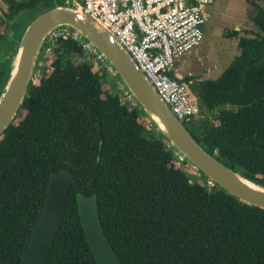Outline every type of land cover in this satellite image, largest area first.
I'll use <instances>...</instances> for the list:
<instances>
[{
    "label": "trees",
    "instance_id": "trees-1",
    "mask_svg": "<svg viewBox=\"0 0 264 264\" xmlns=\"http://www.w3.org/2000/svg\"><path fill=\"white\" fill-rule=\"evenodd\" d=\"M3 1L8 23L20 19L18 32L65 2ZM248 1L259 31L230 34L240 55L217 80L181 82L203 112L186 124L193 136L226 166L264 185V6ZM19 39L17 33L8 42L0 32L3 57L14 55ZM57 53L50 75L31 85L20 116L0 137V264H21L51 176L61 170L76 182L46 264H98L78 212L79 193L98 196L105 232L124 264H264V209L179 167L174 148L143 121L136 102L104 91L121 82L114 70L89 58L75 61L85 57L82 45L62 42ZM11 64L0 61V96Z\"/></svg>",
    "mask_w": 264,
    "mask_h": 264
},
{
    "label": "water",
    "instance_id": "water-1",
    "mask_svg": "<svg viewBox=\"0 0 264 264\" xmlns=\"http://www.w3.org/2000/svg\"><path fill=\"white\" fill-rule=\"evenodd\" d=\"M16 1L29 3L32 0ZM26 26L24 35L16 44L11 73L0 96V137L19 116L32 83H36L37 58L46 37L57 28H67L91 44L98 60L105 61L120 77L132 100L142 110V117L148 118L167 138L169 146L174 148L178 165H183L179 162V155H182L199 172V177L203 174L208 178L211 187L217 185L242 203L264 209V185L245 177L240 170L229 168L199 143L187 128V122L174 114L151 80L138 68L131 54L114 35L85 13L82 0H75L74 4L57 2L51 9L30 19ZM87 57L94 60L93 56ZM45 61L41 59V65ZM75 182V177L67 170L52 174L39 222L21 264H46L62 226ZM77 206L97 263L124 264L105 232L98 196L79 193Z\"/></svg>",
    "mask_w": 264,
    "mask_h": 264
},
{
    "label": "built area",
    "instance_id": "built-area-1",
    "mask_svg": "<svg viewBox=\"0 0 264 264\" xmlns=\"http://www.w3.org/2000/svg\"><path fill=\"white\" fill-rule=\"evenodd\" d=\"M264 6V0H252ZM69 2V0L67 1ZM215 0H82L85 13L115 36L151 80L174 114L185 122L202 116L198 100L177 75L178 61L205 38L207 8ZM81 43L97 62L91 44L67 28H57L45 39V59L59 39ZM98 63V62H97ZM43 64V63H42Z\"/></svg>",
    "mask_w": 264,
    "mask_h": 264
},
{
    "label": "rangeland",
    "instance_id": "rangeland-1",
    "mask_svg": "<svg viewBox=\"0 0 264 264\" xmlns=\"http://www.w3.org/2000/svg\"><path fill=\"white\" fill-rule=\"evenodd\" d=\"M69 3L74 4L75 0H70ZM250 9L251 7L248 0H215L214 4L209 6L206 10L208 18L205 26V38L202 44L195 48L188 56H184L178 61L179 67L177 68V75L182 76V79L186 76H192V82L211 79L217 80L230 66L233 60L240 55L238 39L230 37V34L235 30H240L241 36L244 35L243 30L250 32L259 31L248 16ZM6 10V6L1 3L0 0V14ZM2 30H4V27H2ZM6 57L9 59L10 55ZM97 62V65L103 66V68L111 71V68L105 61L99 59ZM51 72L52 67L47 60L36 70L37 79H34V81H36V84H39L40 79L50 75ZM114 74L113 72V75ZM187 86L189 87V85ZM103 89L104 91L110 92L117 90L122 93V99L124 101L132 100L127 89H125V86L121 82L116 81L112 86L105 84ZM189 89L199 103L200 101L197 94L191 87H189ZM146 120L148 119H143L145 123H148ZM180 157L181 156H179V162L182 163L183 160H181ZM179 167L183 168L194 178L199 177V172L194 166H190L189 168L188 161L186 162V166L184 164H179ZM186 168H188V170Z\"/></svg>",
    "mask_w": 264,
    "mask_h": 264
},
{
    "label": "flooded vegetation",
    "instance_id": "flooded-vegetation-1",
    "mask_svg": "<svg viewBox=\"0 0 264 264\" xmlns=\"http://www.w3.org/2000/svg\"><path fill=\"white\" fill-rule=\"evenodd\" d=\"M66 1V0H65ZM1 3H3L5 6H6V8H7V10L5 11V12H3L2 14H0L1 15V17H0V32H1V35L3 36H6V38H7V41L8 42H13V41H15V36H16V34L17 33H20V39L19 40H17V42L19 41L20 42V40H21V38H22V35H24V29L27 27H25V28H23V27H20V31L18 32L17 31V29H14L15 28V23H17L18 21H20V19H18V21H15V22H11L10 24L8 23V19H7V17H6V12L8 11V9H9V6L3 1V0H1ZM32 8H34L35 7V4L34 5H32L31 6ZM24 10V9H23ZM2 27H4V30H2ZM67 41H75V42H77L76 40H74V39H72V38H69V39H59L58 41H57V43H56V48H53L52 49V52H51V54H49V55H47V57H45L46 58V61L48 60V62H49V65L50 64H52L53 63V61L56 59V57H57V50L61 47V43L62 42H67ZM78 44H80V46L82 45L81 43H79V42H77ZM83 46V45H82ZM18 47V46H17ZM16 48V47H15ZM85 50V49H84ZM44 52H45V46H44V43L42 44V46H41V48H40V50H39V54H38V58H37V66H36V70L37 69H39V66L41 65V63H40V59L42 58V56H44ZM85 53L87 54V51L85 50ZM86 54H85V56H86ZM13 56L14 55H12V56H10V59H13ZM4 59H7V57H3V52H0V61L1 62H3L4 61ZM76 62H85V57L83 56L82 58H80V59H76L75 60ZM90 63H94V65H95V67H101V66H99V65H97V62H95V61H92V60H88ZM113 76H115V74L113 75ZM32 85H37L36 83H32ZM117 91V90H116ZM123 97V96H122ZM123 100V99H122ZM130 101H132V100H130ZM21 112H22V109H21V111H20V114H21ZM20 114H19V116H20ZM18 116V117H19ZM198 117H200V116H198ZM198 117H194L193 119H197ZM192 119V120H193ZM191 120V121H192ZM191 121H189V122H187V123H190Z\"/></svg>",
    "mask_w": 264,
    "mask_h": 264
},
{
    "label": "bare ground",
    "instance_id": "bare-ground-1",
    "mask_svg": "<svg viewBox=\"0 0 264 264\" xmlns=\"http://www.w3.org/2000/svg\"><path fill=\"white\" fill-rule=\"evenodd\" d=\"M180 158H181V160H183V161H187V159H186L185 157H183L182 155H181ZM190 166H191V165H189V168H190ZM186 169L188 170V168H186Z\"/></svg>",
    "mask_w": 264,
    "mask_h": 264
},
{
    "label": "crops",
    "instance_id": "crops-1",
    "mask_svg": "<svg viewBox=\"0 0 264 264\" xmlns=\"http://www.w3.org/2000/svg\"><path fill=\"white\" fill-rule=\"evenodd\" d=\"M207 18H208V15H207ZM205 30H206V27H205ZM188 56V55H187Z\"/></svg>",
    "mask_w": 264,
    "mask_h": 264
}]
</instances>
